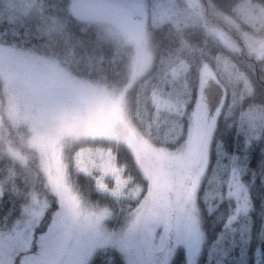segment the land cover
<instances>
[{
	"label": "clouds",
	"instance_id": "clouds-1",
	"mask_svg": "<svg viewBox=\"0 0 264 264\" xmlns=\"http://www.w3.org/2000/svg\"><path fill=\"white\" fill-rule=\"evenodd\" d=\"M37 7L40 9V5ZM242 24L251 31L236 54L248 57L247 70L237 66L229 73H221L219 78L210 68L212 57L183 41L175 56L157 64L152 32L138 21L112 19L97 26L99 42L113 49L111 57L103 53L78 60L58 54L48 57L43 62L44 77L53 91L64 89L71 99L75 118L65 121L38 106L17 110L8 140L12 143V155L23 161L24 166L17 167L15 179L0 185V201L7 195L15 205L5 220L14 211L18 213L9 234L22 224H34L44 201L49 207L59 202L49 179L57 168L71 178L79 173L85 159L96 165L104 159L114 161L121 150H128L127 142L133 135L137 140L160 145L180 141L182 118L186 106L193 102V93L197 127L202 135L199 155L187 160L184 176L198 173L205 161L210 163L213 143H222L215 135L221 123L229 131L234 128L246 145L257 135L264 140V120L257 122L252 118V113L264 112V99H257L252 84L256 65L264 73V4L251 7L234 21L238 29ZM38 31L40 35L47 34ZM6 47L19 50L16 45ZM214 89H218V98L212 94ZM91 143L107 147L96 150L86 147ZM4 147L0 144V148ZM181 148L186 153L191 151L190 138ZM121 170L127 179L125 190L131 194L137 185L136 177L127 168ZM205 175L211 190L205 192L204 199L211 209L210 198L213 192H218L223 175L218 167H212L210 174ZM260 178L264 183V170ZM16 179L22 181V189L16 185ZM199 199L196 186L185 202L191 216L201 215Z\"/></svg>",
	"mask_w": 264,
	"mask_h": 264
},
{
	"label": "rangeland",
	"instance_id": "rangeland-1",
	"mask_svg": "<svg viewBox=\"0 0 264 264\" xmlns=\"http://www.w3.org/2000/svg\"><path fill=\"white\" fill-rule=\"evenodd\" d=\"M186 2L189 3L194 14H190L188 8L181 11L173 0H169V4H155L152 13H149L146 6L137 0L121 1L120 4L114 0H72V13L78 19L86 21L104 22L112 19L138 21L142 22L145 27H147L148 19L151 16L154 23L162 25L173 22L179 27L182 23L187 25L190 20L195 19V15L200 18L202 14V8L199 3H196L197 0H186ZM37 5H40L41 8L39 0H0V21L15 22L40 18V9ZM255 5L258 4L251 0L240 3L234 11V21L244 16ZM53 21L49 19L48 24L43 23L42 26L50 30L54 27ZM234 21H230L229 24L239 35V39L241 38L239 41L219 25L209 23L205 27L208 33L223 46L237 53L241 47L240 42L244 44L249 39L251 29L243 24L238 29L234 26ZM46 59V57L28 50H14L0 45V91L2 94L0 121L2 117H5L12 123L20 107L27 110L37 106L65 121L75 118L71 100L67 101V98L63 97L67 95L64 89L61 87L53 91L51 84L44 77L43 62ZM215 62V69L211 70L217 74V78L221 73H229L237 67L231 59L221 55L217 56ZM215 91L218 92V89L213 90V96L216 95ZM159 99L164 102L163 97ZM252 118L256 121L260 118V114L256 111L252 113ZM197 119L195 93H193V102L186 106L185 115L182 118V134L186 132V127L187 137L185 140L189 138L191 140V151L187 153L181 148L185 140L174 148L172 143L158 146L159 143L154 144L146 139L137 140L135 135L129 138L128 150L142 175L149 182L150 188L147 192L141 188H135L129 194L125 190L127 179L122 168L117 164V156L114 161L104 159L98 165L90 164L86 159L82 161L80 171L75 176L81 175L89 178L90 183L88 184L94 186V192L116 201L119 204L118 209H112L106 205L100 206L85 199L80 193L79 185L72 180V176L71 178L66 177L57 168L55 175L49 174V179L59 196L58 207L52 214L51 222L48 227L44 225L46 215L54 207V203L49 207L47 201H44L36 213L34 224H22L11 235L9 233L13 227L10 229L0 228V264H88L96 253L106 250L117 251L126 264H137L135 258L136 232L133 234L136 230L137 220L143 214H147L150 221L159 211L164 212L165 210L166 217L163 220L167 222L170 221V218L173 220V210L169 206L171 200L169 198L170 195L172 199L175 197L169 189L170 179L175 175L173 172H178L175 170L176 168L181 166L185 168L184 160L187 161L193 156L198 157L196 153L194 155L196 148L193 147L194 137L201 136L200 129L197 127ZM95 144L100 143H91L87 147L94 150L102 149L92 147ZM216 151L215 163L212 164L215 155L214 151H211L210 163L205 161L198 172V185L202 186L207 179L205 173L210 174L211 165L222 170L223 180L218 192L225 185L226 198L233 201L236 206L234 214L227 222V227H231L248 217L253 204L251 196L242 182V173L237 169L234 160L228 161L221 149ZM169 162H171L172 170L168 169ZM185 179L187 177L184 175L176 177L179 188H183ZM176 193L179 191L174 194ZM188 195L186 193V196ZM176 198L178 199L176 201L179 202V198ZM185 202L183 213L188 264H197L204 243L202 219L201 215L191 216ZM162 224L165 225V222ZM159 225L157 223V228ZM154 231L157 250H160L163 245L161 232L156 228ZM131 241H133L132 245H130Z\"/></svg>",
	"mask_w": 264,
	"mask_h": 264
},
{
	"label": "trees",
	"instance_id": "trees-1",
	"mask_svg": "<svg viewBox=\"0 0 264 264\" xmlns=\"http://www.w3.org/2000/svg\"><path fill=\"white\" fill-rule=\"evenodd\" d=\"M43 15L41 17L29 18L8 22L0 21V45H16L18 49H24L41 55L50 57L59 55L62 57L80 58L99 55L103 53L105 57L113 55V49L107 45H102L98 40L97 26L102 22H92L78 19L73 15L72 0H39ZM121 1L114 0L120 4ZM131 1V0H130ZM143 3L152 13L155 4L168 3L169 0H137ZM176 6L185 11L193 13L192 8L186 0H173ZM201 9L200 18L190 20L187 25L180 24L176 26L173 22H167L162 25L154 23L151 16L148 19L147 28L152 32L153 43L157 46L156 63L159 64L161 59L175 56L181 43L186 42L197 49L202 50L212 57L211 69H215V59L218 55L231 59L236 66L247 70L248 57L237 55L236 52L223 46L216 38L208 33L205 25L216 24L223 27L236 40L239 35L231 28L230 21L235 19L236 7L246 0H197ZM256 4H264V0H251ZM74 2V1H73ZM40 14V13H39ZM194 14V13H193ZM200 14V13H196ZM48 18V19H47ZM47 19V20H44ZM54 20V27L50 30L43 27L48 24V20ZM46 31V35H40L38 31ZM244 30H247L244 28ZM243 42V41H242ZM240 45L243 44L240 42ZM251 74V73H250ZM252 84L257 93V99H264V73L259 71V66L255 67V75L252 76ZM63 97L70 99L68 95ZM0 98L2 94L0 91ZM71 100V99H70ZM3 106V105H1ZM260 118L256 121L264 120V112L257 111ZM10 121L5 117L0 121V185L16 178L17 167H23V162L18 161L12 155V143L8 140L11 131ZM185 131L186 127H185ZM184 132L182 139L177 143H172L176 148L187 137ZM199 134L202 135L201 130ZM216 138L222 141L220 144L213 143L212 151L214 158L212 164L217 158V149L226 156L228 161L234 160L237 169L242 173V182L247 188L253 208L248 217L231 227H227L229 218L234 214L236 206L233 201L226 198L225 185L220 192H213L210 198L211 209L209 204L205 203V192L210 191L208 179L202 186L199 184V173L187 176L183 188L177 185L176 177L183 175V167L176 168L178 172L171 177L170 191L173 192L174 199H171L169 206L172 208V218L170 221H164L166 210L158 212L149 221L147 214H143L136 223V263L137 264H188L187 249L185 247V225H184V202L190 195L191 190L199 186V208L201 210L202 226L204 231V243L197 264H264V183L261 182V172L264 170V140L254 137L249 144H245L243 137L237 136L235 129L229 131L223 123L220 124L219 130L215 133ZM201 136L194 137L193 147L196 148L194 155H199L198 148ZM160 146V144L158 145ZM87 147V146H86ZM92 147L106 148L107 145L95 144ZM117 164L120 168H127L136 177V189L141 188L144 191L149 190V182L142 175L134 158L129 150H121L117 155ZM192 157V156H191ZM192 158H195L194 156ZM226 160V161H227ZM183 162H186L184 160ZM168 169L172 170L171 162ZM183 164V163H182ZM212 168V165H211ZM174 170V169H173ZM211 172V169H210ZM255 174V183L253 175ZM72 180L79 185L80 193L85 199L100 206H109L112 209H118L116 201L111 198L98 195L93 190V185L89 178L81 175L72 176ZM16 185L23 188L24 185L20 179H16ZM90 189L91 191H88ZM176 191L179 193L174 194ZM186 193L189 195L186 196ZM179 198V202L176 201ZM223 197V199H221ZM178 200V199H177ZM168 206V207H169ZM15 207L13 200L6 195L0 201V228L10 229L14 226L18 213L13 212L5 220V216L10 208ZM57 203L47 213L44 225L48 227L51 222L52 214L57 210ZM163 213V214H162ZM160 214H162L161 217ZM147 216V217H146ZM165 225L161 223H164ZM157 223L160 224L157 228ZM154 225V226H153ZM156 225V227H155ZM161 226V227H160ZM159 229L162 236V248L157 250L156 240L154 238V228ZM133 244L131 241L130 245ZM88 264H126L123 257L115 250H106L96 253Z\"/></svg>",
	"mask_w": 264,
	"mask_h": 264
}]
</instances>
